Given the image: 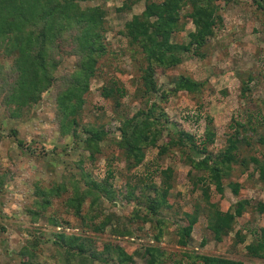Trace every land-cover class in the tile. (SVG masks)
<instances>
[{"label":"rangeland","instance_id":"rangeland-1","mask_svg":"<svg viewBox=\"0 0 264 264\" xmlns=\"http://www.w3.org/2000/svg\"><path fill=\"white\" fill-rule=\"evenodd\" d=\"M124 1L95 0L82 5L99 7L107 13L105 42L108 51L99 60L97 76L91 80V89L85 96L86 104L79 116V130L85 125L109 130L106 140L100 144L102 151L94 161L88 158L89 153L83 149L82 142L76 141L70 134L61 138L62 124L56 100L67 86L66 76L76 68L77 57L65 54L55 73L54 86L43 94L40 103L27 110L20 118L12 117L0 100V173L13 172V179L0 194V264H18L19 251L32 241V234L40 229L46 233L42 238L40 254L47 261L53 259V264H59L60 258L53 239L54 231L61 228L49 225L43 217L38 223L33 222L29 213L30 210H37V206L32 204L34 185L39 183L43 187H50L61 182L64 174L70 173L80 179L81 171L77 165L83 159L82 167L98 182L104 181L111 170L114 173L111 181L116 196L119 195L114 203L104 199L96 207L99 215L97 220L100 222L113 217L112 224L102 233L94 229L85 231L98 244L119 242L130 253L135 254L136 264H145L142 253L147 245L156 243V220L162 218L165 222L159 244L166 252L170 264L177 261L199 264L193 263L187 256L194 253L242 260L245 264H264V260L249 257L246 250L248 245L260 239L261 229L264 228V218L254 209L258 202L264 201V183L258 172H252V165L246 172L238 167L233 173L232 180L240 182L243 187L240 197L232 192L229 185L231 180L225 181L226 191L223 197L211 187V200L223 212L229 210L240 198H247L251 202L243 217L239 218L235 231L221 243L215 240L208 228V216L212 207L205 204L201 188L194 186L193 181L197 176L191 174L190 166L174 152L160 156L159 147L150 148L141 166L132 171L127 170L126 160L117 145L121 136L120 118L131 117L140 108H145V99L136 97L140 54L133 57L122 31L127 21L144 12L146 1L137 3L131 11H120ZM220 4L223 25L216 29L215 35L202 50L205 57L194 53L186 54L182 65L158 76L162 88L171 89L172 79L184 75L205 83L203 91L199 95L180 93L164 105L160 99L156 101L160 106L163 105L178 128L195 134L198 141L203 138L206 118H212L216 139L210 150L215 154L227 146V138L233 132L235 123L245 122L249 130L241 136L246 141H243L239 154L248 160L251 157L264 158V146L259 143V139L264 137V0H221ZM186 11L182 13L184 16ZM181 24H185V27L175 34L174 40L188 43V34L195 31V26L186 17L182 18ZM3 54L0 51L1 63L5 70L10 71L12 59L3 57ZM250 76L253 77L250 85L252 92L245 98L241 96V86ZM113 81L119 82L128 93L119 100L121 106L118 108L116 99L107 100L102 96V88L111 85ZM166 137L167 132L158 146L164 143ZM18 141L23 142L22 147ZM167 168L173 169V188L169 199L171 207L156 216L157 219L144 223L140 219L146 215L144 206H140L137 200L129 203L125 200L127 184L136 187L135 196L140 201L145 195L154 196V192L145 187H151L152 184L160 186L159 176ZM70 195L64 194L61 201H56L48 212L69 222L71 227H65L67 231L79 233L85 227L81 219L67 214L62 207V203ZM197 207L200 210L199 221L189 245L182 247L178 243V230L186 224V214ZM96 211H92L91 215ZM136 211L141 213L140 218H136ZM89 212V204L86 203L84 213ZM117 221L120 226L129 225L135 232L134 236L113 235L112 230ZM238 232L245 238L244 243L237 237Z\"/></svg>","mask_w":264,"mask_h":264},{"label":"trees","instance_id":"trees-1","mask_svg":"<svg viewBox=\"0 0 264 264\" xmlns=\"http://www.w3.org/2000/svg\"><path fill=\"white\" fill-rule=\"evenodd\" d=\"M93 1L95 0H0V51H3V57L12 59V68L7 71L0 57L2 104L6 105L12 117L20 118L27 110L40 103L43 94L54 86L55 73L62 64L63 57H77L76 68L66 76L67 86L59 93L56 106L62 124L61 138L70 134L76 141L82 142L83 149L89 153L88 158L92 161L101 153L100 144L106 140L109 133L105 127L97 128L93 125H85L79 130V116L86 104L85 96L90 92L91 80L97 76L99 60L108 51L105 42L106 11L99 7L82 6L85 2ZM141 1L144 0H125L120 11H131L132 7ZM145 1L144 12L127 21L122 31L133 57L136 58L139 54L141 57L136 97L145 99V108H140L131 117L120 118L121 136L117 145L129 171L141 166L148 150L154 147H159L160 156L174 152L189 165L191 174L197 176L193 181L194 186L201 188L205 204L212 207L208 216V228L214 234L215 240L221 243L235 231L239 218L243 217L251 202L247 198H240L229 210L223 212L211 200V187L216 194L223 197L226 191L225 181L231 180L229 185L232 192L240 197L243 187L240 182L232 180L233 173L238 167L242 172H246L252 165V172H258L260 180L264 183V158L251 157V160H248L239 154L243 141H246V138L243 137L242 140L241 136L249 130L245 122L235 123L233 132H230L227 138V146L217 154L210 150L216 139L212 118L205 116L207 120L203 138L199 141L195 134L178 128L165 111L164 103L184 92L199 95L205 83L181 75L172 79L171 89H165L158 80L160 74L182 65L186 54L194 53L205 57L202 50L215 35L216 29L223 25L221 0ZM185 10L187 11L184 16L182 13ZM183 17L195 26V31L188 34V43L174 40L175 34L185 27V24H181ZM252 82V76L248 81L242 82V97L246 98L252 92ZM110 84L102 88V96L107 100L116 99L118 108L121 106L119 100L128 93L119 82L113 81ZM157 99L162 101V106L158 104ZM166 132L164 143L158 146ZM18 143L20 147L23 146L22 141ZM259 143L264 146V137L259 139ZM82 162L84 159L77 165L81 171L80 179L70 173L64 174L61 182L50 187H43L39 183L34 185L32 204L37 206V210L29 211L32 221L38 223L43 217L49 225L61 228L54 231L53 239L60 258L59 264H136L135 254L130 253L119 242L100 245L94 238L85 234L87 229L102 233L112 224L113 217L100 222L97 220L99 215L96 207L104 199L114 203L119 195L116 196L111 181L114 177L111 170L104 181L98 182L87 174ZM159 177L160 186L152 184L151 187H145L153 191L154 196L145 195L141 201L135 196L134 185L128 183L126 187V202L137 200L140 206H144L146 215L141 217L139 211L135 212L136 218L141 217L144 223L154 220L161 212L171 207L169 199L173 188V169L162 170ZM12 179L13 172L0 173V194L7 189ZM66 193L71 195L62 203V207L67 214L81 219L85 227L79 233L67 231L66 228L71 227L69 222L48 212ZM86 203L89 204L88 214L84 213ZM254 209L264 218V201L258 202ZM92 211H96L93 216ZM199 211L197 207L193 212L186 214L187 222L178 230L180 246L189 245L199 221ZM156 221V243L147 245L142 256L145 264H170L166 252L159 244L165 220L161 218ZM120 225L117 221L112 230L113 235L134 236L135 232L129 225ZM32 235V241L19 251L18 264H53V259L47 261L40 254L42 238L46 235L44 230L40 229ZM237 237L244 243L245 238L239 232ZM246 250L252 259L264 260V228L261 229L260 239L248 245ZM187 256L193 263L199 264H245L242 260L217 255L194 253ZM172 264L183 263L177 261Z\"/></svg>","mask_w":264,"mask_h":264}]
</instances>
